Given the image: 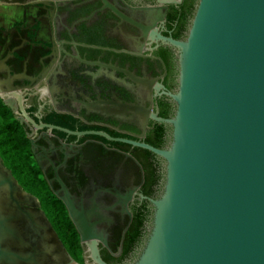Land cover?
Segmentation results:
<instances>
[{
  "label": "flooded vegetation",
  "instance_id": "1",
  "mask_svg": "<svg viewBox=\"0 0 264 264\" xmlns=\"http://www.w3.org/2000/svg\"><path fill=\"white\" fill-rule=\"evenodd\" d=\"M196 4L0 0V101L25 133L30 154L27 161L17 157L12 169L0 152V164L16 183L0 192V264H94L61 198L70 200L94 232L90 240L104 262H134L149 227L147 198L161 191L162 160L127 143L48 126L166 147L169 126L148 117L142 129L140 114H105L88 104L129 103L172 117L174 103L165 93L177 88V54L152 33L183 39ZM143 165L155 167L151 185ZM138 213L140 234L130 241Z\"/></svg>",
  "mask_w": 264,
  "mask_h": 264
},
{
  "label": "water",
  "instance_id": "2",
  "mask_svg": "<svg viewBox=\"0 0 264 264\" xmlns=\"http://www.w3.org/2000/svg\"><path fill=\"white\" fill-rule=\"evenodd\" d=\"M152 38L177 54V88L165 93L173 116L129 103L88 107L140 114L142 129L148 117L169 126L166 147L48 127L127 143L162 160L161 191L147 198L149 227L132 264H264V0H197L183 39ZM14 188L0 164V191ZM61 200L92 263L107 264L90 240L94 232L68 198Z\"/></svg>",
  "mask_w": 264,
  "mask_h": 264
},
{
  "label": "trees",
  "instance_id": "3",
  "mask_svg": "<svg viewBox=\"0 0 264 264\" xmlns=\"http://www.w3.org/2000/svg\"><path fill=\"white\" fill-rule=\"evenodd\" d=\"M0 115L3 117L4 120V128H0V152L3 158L6 160L7 165L14 169L16 166L14 163L16 162V158L20 157L21 159L27 161L29 158V149H28V140L25 136V133L21 130H18L17 127L14 125V121L11 120L10 116L8 115V110L1 106L0 101ZM162 131L159 130L158 134H161ZM101 140H105L103 138H99ZM153 145L157 148L161 147L160 144ZM147 154L153 155L149 151H146ZM145 172V179L146 184L151 185L156 180V172L154 166H144ZM41 185H44L45 182L42 180L39 182ZM59 203V201H57ZM149 211L146 210V215L148 216ZM142 225V214H136L132 220L130 225L128 235L130 241L135 240L138 238L141 230Z\"/></svg>",
  "mask_w": 264,
  "mask_h": 264
},
{
  "label": "bare ground",
  "instance_id": "4",
  "mask_svg": "<svg viewBox=\"0 0 264 264\" xmlns=\"http://www.w3.org/2000/svg\"><path fill=\"white\" fill-rule=\"evenodd\" d=\"M5 190L7 191V189H4V191H5ZM6 191H5V192H6ZM0 192H2V191H0ZM5 192H4V193H5ZM4 196H5V195H4ZM1 197H3V195H1ZM11 205H12V204H11ZM0 212H1V211H0ZM4 216H5V215H4ZM1 217H2V216H1ZM4 218H5V217H4ZM6 218H7V217H6ZM0 220H2V219H0ZM5 221H7V220L5 219ZM2 223H3V222H2ZM6 223H7V222H6ZM6 223H5V224H6ZM8 223H9V222H8ZM10 223H11V222H10ZM8 225L10 226V224H8ZM3 226H4V223H3ZM5 227L7 228V226H5ZM5 227H4V229H5ZM0 228H1V227H0ZM10 229H11V227H10ZM5 230H6V229H5ZM5 230H3V232H4ZM6 232H7V231H6ZM9 233H10V232H9ZM5 234H6V233H5ZM3 236H4V235H3ZM3 238H4V237H3ZM13 258H16V257H13Z\"/></svg>",
  "mask_w": 264,
  "mask_h": 264
},
{
  "label": "crops",
  "instance_id": "5",
  "mask_svg": "<svg viewBox=\"0 0 264 264\" xmlns=\"http://www.w3.org/2000/svg\"><path fill=\"white\" fill-rule=\"evenodd\" d=\"M3 10H4V9L0 8V11L3 12ZM4 12L7 13V14H11L10 11H8V12H7V11H4Z\"/></svg>",
  "mask_w": 264,
  "mask_h": 264
}]
</instances>
